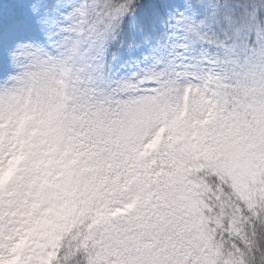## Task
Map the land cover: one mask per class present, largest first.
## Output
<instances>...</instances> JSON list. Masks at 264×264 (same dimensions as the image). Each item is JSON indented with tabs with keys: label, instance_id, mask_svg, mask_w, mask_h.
<instances>
[{
	"label": "snow or ice",
	"instance_id": "6c2138e0",
	"mask_svg": "<svg viewBox=\"0 0 264 264\" xmlns=\"http://www.w3.org/2000/svg\"><path fill=\"white\" fill-rule=\"evenodd\" d=\"M0 264H264V0H0Z\"/></svg>",
	"mask_w": 264,
	"mask_h": 264
}]
</instances>
